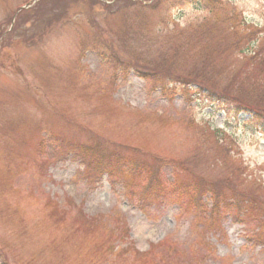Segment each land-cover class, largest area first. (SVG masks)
Wrapping results in <instances>:
<instances>
[{"label":"rangeland","instance_id":"rangeland-1","mask_svg":"<svg viewBox=\"0 0 264 264\" xmlns=\"http://www.w3.org/2000/svg\"><path fill=\"white\" fill-rule=\"evenodd\" d=\"M219 1L226 11L192 0L164 13L146 8L148 0H82L66 8L0 0V264H264L263 244L248 241V228L264 241V130L248 113L219 111L197 91L156 88L169 81L166 72L205 74L264 102V60L248 64L221 49L231 14L241 26L227 40L246 25L264 26V0ZM57 13L58 22L47 24ZM122 16L134 22L131 34L153 23L171 35L166 40L182 42L180 52L165 56L144 39L134 52ZM90 20L102 29L90 28ZM198 47L206 58L221 54L209 66ZM254 47L251 41L247 49ZM152 70L160 71L153 81L146 79ZM255 79L259 88L251 87ZM212 129L236 140L243 177ZM81 144L120 153L131 169L124 164L115 181H95ZM177 160L188 169L181 172ZM150 172L157 198L142 211L130 194L144 193ZM181 183L199 185L194 196Z\"/></svg>","mask_w":264,"mask_h":264},{"label":"trees","instance_id":"trees-1","mask_svg":"<svg viewBox=\"0 0 264 264\" xmlns=\"http://www.w3.org/2000/svg\"><path fill=\"white\" fill-rule=\"evenodd\" d=\"M77 1H82V0H40L37 2L36 6L38 7L41 4L46 3V2L51 3V4H59L61 2H65L64 8H66V7L71 6L73 3H77ZM86 1L87 0H84V2ZM88 1H91V0H88ZM139 1L145 2L146 0H142V1L139 0ZM148 1H150V4L146 8H151L152 10L154 9L161 10L163 8L164 13H166L168 6L169 7L180 6V5H184L185 3L191 2L192 0H148ZM199 4L200 5L202 4L204 10L209 7V4H211V6L213 7L220 6L224 9V11H226L225 7L219 0H209V1H204V2L200 0ZM132 15L135 16L136 21H138L139 19L138 16L135 14H132ZM50 16L52 17V19L47 20V24H50L51 20H52V23L58 22V19H57L58 13L54 14L53 16L52 14H50ZM60 16L67 17V14H61ZM122 19L124 20L123 25H125L123 26L122 31L125 33L124 35H128L130 37V40L132 41V46L134 48V52L140 49L138 45L139 39L146 40L148 42L147 44L152 43L153 47L157 46L159 50L162 49L164 51L162 52V54L165 56H167V53L176 54L180 52L182 48V42L166 40L168 38L171 39V35L169 37V34H166V32H156L154 30L153 23L151 25L145 24L146 29L144 32H139L138 34L133 35L131 34V28L134 23L132 22V19L130 18L131 20H127L126 17H123V16H122ZM233 20H234V13L231 14L229 17H227V22L231 26V28L227 27L228 28L227 30L229 31L228 35L223 33L226 38L225 40H226L227 48L225 49L223 46H221L222 52H225L227 57L229 56L228 52L230 54L231 52H233V54L240 55V57L242 54L244 56L241 58L243 59L245 63H248V64L249 63L251 64L252 62L258 60L259 58L261 60H264V26L259 27L258 25H246L245 28L248 29L247 32H243V33L239 32L241 34L240 37L238 38L233 37V39L227 40L228 36L233 35V33H235L239 29L235 27L241 26V23L239 21L236 22ZM90 23H91L90 28H94V29L98 28L99 31L102 29V27L100 28L92 20H90ZM175 27L178 28L177 25H174V27H172L171 30H174ZM259 33H263V35L258 36ZM1 34H3V31H1L0 29V36ZM178 34L179 32L175 30L174 35H178ZM196 37H200V36H193V38H196ZM164 41L167 43H164L161 46V43H163ZM251 41L255 47L253 49H249V48L247 49ZM94 48H98L97 44L94 45ZM199 52H201V58H206L204 47H201V48L198 47L195 50V53H199ZM219 54L221 53L216 52L214 55L206 58L204 62H206L209 66H211V63L214 60H218ZM207 59L209 60V63ZM132 66L133 68H136L137 70H142V67L138 66L136 63L132 64ZM159 69H162V68H159ZM153 73H160V71L152 70L146 79L153 81L154 79L151 75ZM217 75L219 77V74ZM167 76H169V81L167 82L168 85L167 84L156 85V88L159 87L162 93L168 94V95H174L177 91H180L181 94H184L187 96L189 95L188 92H190V94H194L197 91V93L195 94L196 96L206 98L208 102H210L214 106L216 105L218 108H221L224 110H232V111L235 110L237 112H239V110L249 109V111H251V113L254 115L253 119L259 122L260 124H262L261 126L262 128H264V109H263L264 102H262L261 100H259V102H251L254 94L248 93L245 91H240L241 94L247 95L246 98L249 100H245L238 94V90L236 92L235 90L237 88L236 84L230 83V82L221 83L219 81L220 84L216 86L211 81L210 82L207 81L208 76L205 74L186 77V76H183L181 74L171 71V72H166L165 77ZM202 79H204L207 82L205 83ZM253 82L254 83L251 84V87L259 88L260 84L257 81V79H255ZM254 97H257V96L255 95ZM205 129H206V126H205ZM212 134L214 136L215 141L217 142L216 145L220 149H224L228 151V146L234 143V139L231 136H228L227 134H225L224 132H221L216 129H212ZM89 145H93V144L89 143ZM80 146H81V149L79 151L80 155L89 157L91 160H93V162H90V165L92 166V170L95 172V181L98 180L103 173H107L110 181H115L116 180L115 176H116V173L119 167L124 164H127L128 167L131 169V165L126 162V157L120 153L108 152L104 148H102L106 151V154H102L101 148L99 147V145H96V148L94 146H88L86 144H81ZM233 159L238 162L239 169H241V175L243 173L247 174V171H246L247 167L244 165L243 159L241 157H236V156ZM173 164H176V167L180 168L182 172L186 171L189 167V162L183 163L181 160H177ZM242 165H244L245 167H241ZM86 168H87V165H86ZM149 176H150V182L148 181L149 182L148 187L146 186V189L143 191L144 193H147V194L141 193L139 196H137L138 198L136 199H134L133 196H131L130 194L131 201H133L142 211H147V207H145V205L143 204L145 201L157 198V194L155 193L156 188L154 186V180H153V176L151 172L149 173ZM199 177L201 179H204L201 176ZM179 186L182 189L181 190L182 193H187L188 194L187 196H190V195L194 196V193H196L198 189L196 186H199V185L189 186V185L181 183L179 184ZM214 196L217 197L218 195H214ZM218 216L220 217V214ZM235 216L237 218L240 217L239 215H235ZM236 220H240V219H236ZM249 235L252 240L257 239L256 240L257 243L264 244V241L262 239L263 237H261L259 231H257L256 233L255 230H251L249 231Z\"/></svg>","mask_w":264,"mask_h":264}]
</instances>
